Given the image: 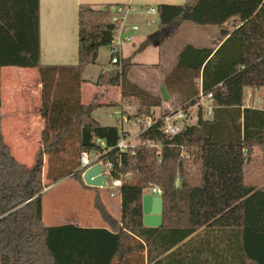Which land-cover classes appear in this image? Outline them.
I'll list each match as a JSON object with an SVG mask.
<instances>
[{
	"label": "trees",
	"instance_id": "obj_1",
	"mask_svg": "<svg viewBox=\"0 0 264 264\" xmlns=\"http://www.w3.org/2000/svg\"><path fill=\"white\" fill-rule=\"evenodd\" d=\"M157 11L160 29L169 30L176 20L237 26L217 50L185 46L164 81L168 95L196 110L198 124L168 139L159 122L140 137L134 154H121L119 121L104 126L93 117L99 101L82 103L84 71L97 63L100 49H110L115 12L81 6L78 64L43 66L40 0H0V264H264V186L247 184L245 173L257 150L264 162V0H187ZM117 57L96 85L119 88L114 106L136 107L130 117L160 120L162 97L132 83V64ZM7 67L40 75L46 124L32 166L14 157L3 135L1 71ZM201 92L213 95L209 117L199 103ZM83 152L114 164L110 178L122 181L121 216L114 218L97 193L94 208L107 229L46 226V188L71 176L97 189L83 182ZM152 188L162 192L160 228L143 222V196Z\"/></svg>",
	"mask_w": 264,
	"mask_h": 264
},
{
	"label": "crops",
	"instance_id": "obj_2",
	"mask_svg": "<svg viewBox=\"0 0 264 264\" xmlns=\"http://www.w3.org/2000/svg\"><path fill=\"white\" fill-rule=\"evenodd\" d=\"M186 1L187 0H40L41 64L43 66H75L78 64L79 9L81 6L88 5L94 8L111 7L115 14L120 6L129 7L132 10L129 15V22L137 24L140 27L139 31L134 33L133 41L130 44H132L133 47L138 46L137 51L139 53H143L151 47L159 51L157 52L158 61L154 63L136 62L127 59L124 51V47L127 44L124 45L121 57L127 59L130 64L133 63V67L130 71V80L153 95L162 97L164 104L170 106L176 97L168 95L164 87V81L176 66L178 56L182 49L187 45H192L198 48L217 50L228 38L225 34L227 32L232 33L237 26L235 21L225 27H219L200 26L192 22L176 20L169 27V30L160 29L159 27L158 29H152L156 21L147 18V16H152L147 12L150 7L157 8L160 5H182ZM149 21H154V23L149 25ZM186 29L192 30L197 37H182V34ZM146 42H150V45L140 51V46H143ZM105 49L109 50L111 54L109 48ZM89 67L90 66L86 68L84 74ZM112 67L113 66H110L108 69H111ZM108 69L101 67L96 73V78L98 79L100 73ZM2 71V125L5 120L3 110L6 109L8 114V126L13 134H18L19 137L26 139L33 134H42L46 121L41 112L42 84L40 78L39 80H36V85L33 87L30 85L20 87L17 83L13 85V79L20 78L19 74L8 70H6L5 73ZM31 76L33 75L31 74ZM4 80L5 82L7 81V83L11 81L10 90L8 89L5 91ZM153 81L160 84L158 92H155L154 89L148 88V84ZM164 95L166 96V100L164 99ZM116 96L115 99H111L110 104L112 106L120 103L121 92ZM256 104L260 105L261 99H257ZM118 107L120 110L115 112L123 111L127 115H131L134 110L130 106L118 105ZM168 110L169 109L167 108L164 112H167ZM114 119L115 123L111 125H104L100 121H97L104 126H114L118 120L117 118ZM22 132H25V134L22 135ZM8 146L10 147V145ZM62 181L63 180L54 185H57ZM54 185L46 188L42 197H44L45 193ZM81 198L84 197L82 196ZM81 201V199L79 203L76 201L77 203L74 204V207L66 206L64 208H56V211L51 213L49 224L44 221L43 202V221L45 225L50 227L72 225L81 229H107L108 227L102 222L101 218V222L96 223L94 216L90 211L84 214L85 208ZM104 203L113 217L119 219L121 216L120 194L118 197H114V199L110 198L107 202L104 201ZM117 204L119 205L118 211H116ZM198 233L202 235L203 231L201 230ZM228 256L229 255L226 254V257Z\"/></svg>",
	"mask_w": 264,
	"mask_h": 264
},
{
	"label": "rangeland",
	"instance_id": "obj_3",
	"mask_svg": "<svg viewBox=\"0 0 264 264\" xmlns=\"http://www.w3.org/2000/svg\"><path fill=\"white\" fill-rule=\"evenodd\" d=\"M147 18L156 21L152 29H158L159 23H158L157 17L147 16ZM190 36L195 37L196 35L194 32H192V30H189V29H186L184 33L182 34V37H185V38H188ZM135 47H133L132 44L130 43H128L124 47L125 55L128 60H132L136 62H143V63H152V62L154 63L158 61L157 52L159 51L157 49H154L153 47H151L150 49L145 50L143 53H139L137 51L138 46H135ZM99 55L100 56L97 60V63L95 65H91L89 69L86 71V73L83 75L82 103L84 105H89V104L99 101V103L102 106L99 107L94 112L93 116L96 120L100 121L102 124L111 125L115 123V119H114L115 117L113 116L114 112L117 110H120V108L118 106H112L110 102H111V99H115L117 97L116 95L120 93V89L116 87H112L111 89L106 90L105 88H101L96 85V79H97L96 73L98 72V70L101 67L104 69H108L111 66L110 65L111 54L109 50L103 48L100 50ZM132 67H133V63H132ZM6 70L19 74L20 78L13 79V85L17 83V85L20 87H24L26 85H30L33 87L36 85V80H39L40 78L39 72L36 69H22V68H16V67H7L3 69L2 72L5 73ZM31 74L33 76H31ZM129 79H130V73H129ZM10 84H11V81L7 83V81L5 82L4 80L5 91L8 89L9 90L11 89ZM159 86L160 84L155 81L150 82L148 84V88L154 89L155 92H158ZM171 97H176V99H174V101L172 102L170 106H167V104L165 105L163 101V104H162L163 112L167 108L171 110V109H175L181 106V98L179 95H172ZM164 99L166 100V96ZM257 106L260 107L261 105L258 104ZM132 108L136 111V107L133 106ZM134 110H133V113H135ZM193 112L195 113L193 114L196 115L195 109L193 110ZM133 113L131 115H133ZM3 115L5 116L4 117L5 120L2 125V131L6 139V142L8 143V145H10L12 149L13 155L20 163H23L27 166H32L34 164L35 155L37 154L40 148L41 134H33L28 139L23 138V137L21 138L18 136V134H13L12 131H10V128L8 126L9 124L8 118H7L8 114H7L6 109L3 110ZM24 134L25 132H22V135ZM250 161L251 162L245 166L246 183L251 184V185H256V186L264 185V162H263L262 153L257 150L256 152H254ZM47 171H48V160L46 158L45 165H44V175L45 176L47 174ZM97 193H99L104 205H105L104 201L107 202V200H110V198L114 199V197H112L111 195L112 193H115V192L110 187L87 189V188H84L83 185L74 177H71V176L66 177L65 179H63L61 183L54 185L45 193L43 197L44 221L47 224H49L51 213L55 212L56 208H62V207L64 208L66 206L74 207V204L77 202L79 203L81 199L82 200L81 202L83 203L84 208H85L84 214L90 211L93 214L96 223H100L101 221H100L99 213L94 208V200H95ZM145 194H151L153 196H156L154 193H152L151 189L146 190ZM82 196L84 198H81ZM118 209H119V205L117 204L116 211H118Z\"/></svg>",
	"mask_w": 264,
	"mask_h": 264
},
{
	"label": "built area",
	"instance_id": "obj_4",
	"mask_svg": "<svg viewBox=\"0 0 264 264\" xmlns=\"http://www.w3.org/2000/svg\"><path fill=\"white\" fill-rule=\"evenodd\" d=\"M132 10L129 7H120L117 9L116 14L113 17V22L117 25V30L114 35L113 42L110 47L111 54H114L111 66L118 64V55H121L123 46L131 43L133 41L134 33L138 32L140 27L137 24H132L129 22V15ZM148 14L152 16H157V8L150 7L147 10ZM154 21H149L148 24H153ZM251 94H248V102L251 100ZM213 95L211 93L204 94L200 93L199 103L200 106L205 111L206 116H211L213 111V106L211 100ZM194 109H188L185 106H180L175 109L163 112V116L158 120L155 116H144V117H130L132 115H127L123 111H118L113 114L115 118L119 121V133L120 140L117 144V150L121 154L131 153L134 154L136 149L140 146V137L147 132L149 129L153 128L159 122L162 125V131L168 139H173L175 136L180 134L187 125H197V114L193 112ZM194 113V114H193ZM195 116V117H194ZM99 143L104 147L105 142L99 141ZM148 148L160 149L159 145L144 144ZM96 164H101L104 176L107 177V185L112 188L115 193H112V197H116L120 194V187L122 181L119 178H110L111 173L114 170V164L110 161L103 162L100 159V155L97 153L83 152L80 156V169L83 174L91 167ZM82 174V176H83ZM178 186V183H177ZM107 187V188H108ZM150 190V189H149ZM152 193L156 196L161 197V190L158 188H152Z\"/></svg>",
	"mask_w": 264,
	"mask_h": 264
},
{
	"label": "water",
	"instance_id": "obj_5",
	"mask_svg": "<svg viewBox=\"0 0 264 264\" xmlns=\"http://www.w3.org/2000/svg\"><path fill=\"white\" fill-rule=\"evenodd\" d=\"M86 186L107 188V177L103 174L101 164L89 168L82 176ZM164 203L160 196L145 194L143 196V222L147 228H160L163 225Z\"/></svg>",
	"mask_w": 264,
	"mask_h": 264
}]
</instances>
